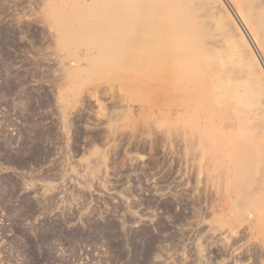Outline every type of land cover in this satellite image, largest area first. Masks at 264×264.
Instances as JSON below:
<instances>
[{
    "label": "rangeland",
    "instance_id": "obj_1",
    "mask_svg": "<svg viewBox=\"0 0 264 264\" xmlns=\"http://www.w3.org/2000/svg\"><path fill=\"white\" fill-rule=\"evenodd\" d=\"M47 4L0 0V264H264V232L224 206L189 141L192 114L151 110L159 98L107 76L80 87L82 49H60Z\"/></svg>",
    "mask_w": 264,
    "mask_h": 264
},
{
    "label": "bare ground",
    "instance_id": "obj_2",
    "mask_svg": "<svg viewBox=\"0 0 264 264\" xmlns=\"http://www.w3.org/2000/svg\"><path fill=\"white\" fill-rule=\"evenodd\" d=\"M47 1L60 49L67 56L71 47L82 49L75 55V72L84 76L80 87L90 75L107 76L110 91L118 85L159 98L151 110L163 106L168 115L192 114L189 141L200 144L218 170L224 206L234 218L253 217L254 231L264 232L258 213L264 207V81L252 55L253 50L261 57L264 50L262 7L225 0L254 39L249 49L220 0ZM74 87L65 86L68 92Z\"/></svg>",
    "mask_w": 264,
    "mask_h": 264
}]
</instances>
